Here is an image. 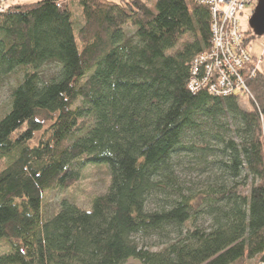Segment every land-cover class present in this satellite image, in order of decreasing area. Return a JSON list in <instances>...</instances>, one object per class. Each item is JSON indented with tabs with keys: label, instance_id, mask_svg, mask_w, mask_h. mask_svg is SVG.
Masks as SVG:
<instances>
[{
	"label": "trees",
	"instance_id": "obj_1",
	"mask_svg": "<svg viewBox=\"0 0 264 264\" xmlns=\"http://www.w3.org/2000/svg\"><path fill=\"white\" fill-rule=\"evenodd\" d=\"M210 21L190 0L0 12V87L13 82L0 117V264H264V75L247 81L248 109L190 92ZM42 114L55 116L45 130ZM101 165L109 186L89 211L62 199L43 217L45 192Z\"/></svg>",
	"mask_w": 264,
	"mask_h": 264
},
{
	"label": "built area",
	"instance_id": "obj_2",
	"mask_svg": "<svg viewBox=\"0 0 264 264\" xmlns=\"http://www.w3.org/2000/svg\"><path fill=\"white\" fill-rule=\"evenodd\" d=\"M190 1L208 8L211 39L209 50L196 56L191 63L189 91H206L211 97L219 99L240 97L241 93H245L246 98L255 102L247 81L255 77L260 56L255 58L247 47V39L242 35L237 16L257 0ZM0 12H4V8ZM262 132L264 135V121Z\"/></svg>",
	"mask_w": 264,
	"mask_h": 264
},
{
	"label": "rangeland",
	"instance_id": "obj_3",
	"mask_svg": "<svg viewBox=\"0 0 264 264\" xmlns=\"http://www.w3.org/2000/svg\"><path fill=\"white\" fill-rule=\"evenodd\" d=\"M38 0H8L3 3H0V10L4 8V10L12 5H26L34 3ZM257 3V2H256ZM251 4L247 6L244 12L237 16L239 27L242 31V35L244 39H247L246 45L252 51V55L255 58H259L260 56V66L256 74L262 73L264 75V36L263 37H253L252 30L249 27V19L252 15V12L255 8V5ZM78 15V10L75 13V23L79 22L81 24L82 20H77L76 16ZM79 17V15H78ZM76 27V26H75ZM79 27L75 28V31L78 30ZM126 35L131 36L135 29L133 28H125ZM257 62H255V65ZM255 67H253L254 69ZM52 70V67L47 68L44 73L48 74ZM255 74V75H256ZM12 80L9 79L4 82V84L0 87V117L8 110L10 104V94L12 89ZM239 105L243 109L249 108V103L251 102L250 98H246L245 93H241ZM262 115H260L261 118ZM39 121L42 124L43 130L49 127L54 120L55 116H49L48 114H42L39 117ZM264 117L261 118V125L263 124ZM229 124V123H228ZM229 128L234 130V126L232 124L227 125ZM42 132H39L35 135V139L31 142V145H36L38 139L40 138ZM231 135V134H230ZM264 136V135H263ZM83 172L79 180L75 183V185L65 191L55 190L50 192H45L43 194L42 200V215L44 218L51 217L58 209L59 202L63 200H67L68 202L76 205L77 207L89 211L91 206V201L94 197L104 194L107 191L110 181V175L107 168L104 165L101 166H87L82 168ZM157 239H144V243H148L150 246L156 244ZM141 241V240H140ZM154 249V247H152ZM9 252V247L7 246L6 239L3 238L0 240V255ZM125 264H139L135 260H128Z\"/></svg>",
	"mask_w": 264,
	"mask_h": 264
},
{
	"label": "water",
	"instance_id": "obj_4",
	"mask_svg": "<svg viewBox=\"0 0 264 264\" xmlns=\"http://www.w3.org/2000/svg\"><path fill=\"white\" fill-rule=\"evenodd\" d=\"M249 27L255 37L264 36V0H257L249 19Z\"/></svg>",
	"mask_w": 264,
	"mask_h": 264
},
{
	"label": "crops",
	"instance_id": "obj_5",
	"mask_svg": "<svg viewBox=\"0 0 264 264\" xmlns=\"http://www.w3.org/2000/svg\"><path fill=\"white\" fill-rule=\"evenodd\" d=\"M109 1L117 2L118 0H109Z\"/></svg>",
	"mask_w": 264,
	"mask_h": 264
}]
</instances>
